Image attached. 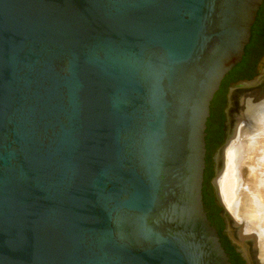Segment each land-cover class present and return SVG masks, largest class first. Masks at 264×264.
<instances>
[{
  "label": "water",
  "instance_id": "water-1",
  "mask_svg": "<svg viewBox=\"0 0 264 264\" xmlns=\"http://www.w3.org/2000/svg\"><path fill=\"white\" fill-rule=\"evenodd\" d=\"M264 100V0H0V264H264L218 193Z\"/></svg>",
  "mask_w": 264,
  "mask_h": 264
},
{
  "label": "bare ground",
  "instance_id": "bare-ground-1",
  "mask_svg": "<svg viewBox=\"0 0 264 264\" xmlns=\"http://www.w3.org/2000/svg\"><path fill=\"white\" fill-rule=\"evenodd\" d=\"M235 170L241 176L242 187L237 204L230 197L229 183V177L232 173L235 175ZM217 188L219 198L230 217L256 239L264 263V100L249 107L237 125L234 137L225 146ZM231 214L243 222L245 218H251V223L238 222Z\"/></svg>",
  "mask_w": 264,
  "mask_h": 264
},
{
  "label": "rangeland",
  "instance_id": "rangeland-1",
  "mask_svg": "<svg viewBox=\"0 0 264 264\" xmlns=\"http://www.w3.org/2000/svg\"><path fill=\"white\" fill-rule=\"evenodd\" d=\"M235 175L236 174H238V175H234L233 173V175L235 176V177H233V175L231 174V176L229 177V183H230V197L232 198V200H233V203L235 204H237L238 202H239V198H240V195H241V193H242V187H241V180H240V175H239V172H237V170H235ZM241 187V188H240ZM239 191V192H238ZM238 197V198H237ZM241 207H243V205H241ZM232 215V214H231ZM233 216V215H232ZM234 217V216H233ZM235 218V220H237L238 222L240 221H242L241 223H245V222H249V223H251V218H245V220H244V222H243V220H238L236 217H234Z\"/></svg>",
  "mask_w": 264,
  "mask_h": 264
}]
</instances>
